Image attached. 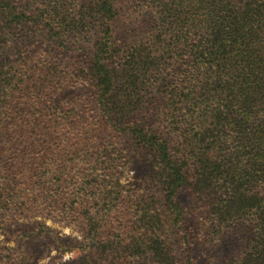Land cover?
Listing matches in <instances>:
<instances>
[{"label":"trees","instance_id":"obj_1","mask_svg":"<svg viewBox=\"0 0 264 264\" xmlns=\"http://www.w3.org/2000/svg\"><path fill=\"white\" fill-rule=\"evenodd\" d=\"M47 1L37 0L34 22L39 18L36 25L60 39L50 24L56 19L42 6ZM117 1L88 0L86 17L96 22L79 13L65 20L96 33L86 66L72 76H58L50 62L27 58L0 36V219L38 207L45 184L54 181L86 195L87 205L108 206L106 222L98 214L85 219L95 226L92 264L141 257L171 264L169 247L183 240L180 193L216 195L219 222L257 214L259 253L236 263L264 264V0H142L156 35L122 58L111 29ZM0 18L13 25L29 20L13 0H0ZM71 86L82 87L85 99L72 104L64 95ZM150 112L154 120L146 118ZM122 154L148 158L162 186L157 200L101 194V186L116 184ZM72 155L81 183L79 172L73 181L62 171L64 156ZM128 205L141 213L121 224Z\"/></svg>","mask_w":264,"mask_h":264},{"label":"rangeland","instance_id":"obj_2","mask_svg":"<svg viewBox=\"0 0 264 264\" xmlns=\"http://www.w3.org/2000/svg\"><path fill=\"white\" fill-rule=\"evenodd\" d=\"M35 2L36 5L27 0H13L17 10L23 12L29 20L25 21V24L13 25L0 18V36H6L7 41L13 42V50L26 52L27 58H40L50 62L56 67L58 76L80 73L93 53L96 33L92 27L83 30L81 24L75 28L65 20L75 18L74 13H79L85 22H96L93 18L86 17L88 0H48L42 5L49 16L56 19H52L50 24L51 27L59 28L60 39L49 33L43 24L36 25L35 22L40 19H35L34 22L37 13H32L40 3L37 0ZM115 6L116 15L111 29L117 56L122 58L125 50L130 47L151 41L156 35V29L152 28V15L142 0H118ZM54 9L57 10L56 14ZM84 94L86 91L82 87L73 86L64 93L72 104L85 99ZM77 98L79 99L76 100ZM88 115L91 117L94 113L89 112ZM139 117L136 116L137 119ZM156 117L153 112L146 116L149 120H154ZM63 160L66 162L62 166V171L68 180L74 181L73 178L78 172V180L82 178V169L75 168L74 155L64 156ZM120 163H123L124 167L118 170L116 184H105L104 191L101 186L99 191L103 196L110 198L117 194L126 197L125 200L128 201L129 196L138 193L147 201L159 198L162 186L155 177L146 156L122 154ZM21 180L18 178L16 181L22 183ZM35 183L39 184L38 181ZM61 185L54 181L45 184L47 195L43 194L40 197L41 203L38 207L20 209L7 223L0 219V251L4 254L1 264L10 262L12 264H92L88 245L95 226L87 224L85 219L98 214L101 216L99 218H102L101 221L106 222L108 217L103 214L108 206L101 204L94 206L92 203L95 201L87 205L86 195L77 196L78 192H75L72 186L68 187V190V185L63 187ZM19 186L23 187L21 184ZM106 190L111 193H107ZM55 193L60 195L55 196V200L50 199ZM214 196L215 198L209 199H201V197L193 199L187 191L180 193L183 216L179 228L183 240L181 244L169 247L175 261L171 264H237V260L241 262L246 254L259 253L257 238L260 236L261 226L257 214L250 210L235 216L227 215L223 222H219L213 210L216 208L215 205H218V198ZM128 207V215L124 214L126 216L121 224L131 222V218L134 219L133 212L138 215L141 213L140 208L136 211L133 206L128 205ZM144 207L145 205L142 208ZM120 221L121 218L115 222L113 230L116 231ZM155 224L158 223L155 221ZM127 227L128 231L135 229L130 227V224ZM152 231L155 232L154 227ZM126 262V264L129 262L156 264L152 258L147 257L135 260L127 258Z\"/></svg>","mask_w":264,"mask_h":264}]
</instances>
